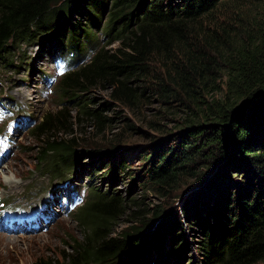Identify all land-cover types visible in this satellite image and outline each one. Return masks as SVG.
<instances>
[{"label":"trees","instance_id":"trees-1","mask_svg":"<svg viewBox=\"0 0 264 264\" xmlns=\"http://www.w3.org/2000/svg\"><path fill=\"white\" fill-rule=\"evenodd\" d=\"M31 44L72 64L92 54L57 83L60 109L30 130L39 144L35 167L64 178L87 154L106 165L94 177L113 184L128 176V194L137 179L158 194L190 182L181 215L200 236L195 264H264V0H0V68H18L20 47ZM97 85L134 114L156 103L157 115H185L170 138L140 151L139 169L116 145L77 150L73 108V121L96 131L113 121L103 116L110 104L88 107ZM120 122L125 136L137 130ZM87 186L90 196L73 216L83 239L32 264H150L152 252L151 264L182 261L188 247L179 220L154 211L114 236L126 199Z\"/></svg>","mask_w":264,"mask_h":264},{"label":"rangeland","instance_id":"rangeland-1","mask_svg":"<svg viewBox=\"0 0 264 264\" xmlns=\"http://www.w3.org/2000/svg\"><path fill=\"white\" fill-rule=\"evenodd\" d=\"M97 37L102 36L97 34ZM115 47H117L116 42L108 46V48ZM20 48L22 60H13V64L18 68L7 70L0 68V99L15 106L14 111H16L12 118L16 123L12 136L14 146L8 153L9 158L5 159L6 162L0 169L1 202L11 207L37 204L42 201L55 205L60 202V197L57 196L66 199L68 197L64 194L67 191L62 188L64 185L78 194L84 192L86 201L90 196L87 184L102 192L109 190L111 193L115 189V193L122 199H126V203L117 212L115 221L110 227L114 236L127 227L136 226L140 221L150 219L154 211L161 212L162 217H174L179 220L185 231L188 249L185 250V256L179 264H195L194 244L199 241L200 236L196 228L191 229L193 232L187 230V223L181 215L183 201L191 195L194 184L183 182L175 189L168 192L161 191L162 194H158L150 190V186L145 188L139 186L143 180L137 179L134 188L128 194L132 183L130 179H127L128 176L120 175L117 182L113 184L110 181H103L101 175L94 177V173L102 174L106 165L87 154L81 156L80 167L67 168L64 178L53 177L46 169L35 167L36 150L39 144L30 134V130L41 120L46 111L56 112L60 108L55 105L57 100L53 98L56 85L51 86V92H48L42 75H53L54 66L50 58L45 56V52L37 44ZM25 63H30V65H25ZM80 65H75L74 69ZM88 96L93 100V104H88L89 108L97 109L104 103L110 104L104 109L103 116L113 121L108 123L102 131H96L90 123L79 125L78 121H73L72 116L75 114L73 110H76L73 108L69 113L70 123L73 124L70 130L78 138L77 150L87 153L96 149L101 152L114 148L113 146L116 145L115 147L118 148L113 150L124 154L123 158L130 169L140 168L141 150L170 138L177 130V124L185 117L184 114L173 116L160 113L157 115L156 112L161 110L156 103L146 105L139 114H134L126 106L113 101L110 97V90L98 85L90 88ZM124 119H127L137 129L132 131L131 135L127 133L125 136V132L122 131L120 121ZM150 121H154V124H149ZM4 134L9 135L8 131ZM114 138H120V142ZM106 161L108 163V159ZM207 175L210 173L208 172ZM133 199L142 200V204L132 203ZM79 209H75L67 217H59L45 233L24 234L21 231L17 234L6 230L0 231V264H32L38 258L57 259L67 254L72 243L83 239L84 236L83 230L76 225L73 217ZM3 225L6 227L8 221H4ZM19 227L16 226L17 229ZM156 253L152 252L148 257L151 261L146 260V262L150 264L152 260L156 262Z\"/></svg>","mask_w":264,"mask_h":264},{"label":"bare ground","instance_id":"bare-ground-1","mask_svg":"<svg viewBox=\"0 0 264 264\" xmlns=\"http://www.w3.org/2000/svg\"><path fill=\"white\" fill-rule=\"evenodd\" d=\"M4 233V232H3Z\"/></svg>","mask_w":264,"mask_h":264}]
</instances>
